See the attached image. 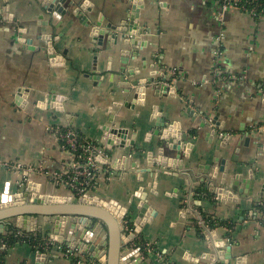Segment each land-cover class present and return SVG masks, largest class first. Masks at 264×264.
Masks as SVG:
<instances>
[{"label":"crops","instance_id":"crops-1","mask_svg":"<svg viewBox=\"0 0 264 264\" xmlns=\"http://www.w3.org/2000/svg\"><path fill=\"white\" fill-rule=\"evenodd\" d=\"M50 2L57 0H0V194L7 184L14 194L32 183L44 195L76 203L47 175L71 161L56 131L73 129L102 149L99 162L112 173L93 196L128 208L134 224L143 216L136 194H148L149 218L135 242L152 264H213L224 254L217 251L223 240L232 246L230 264L238 258L264 264V212L255 209L264 202V15L222 16L218 0H143L138 38L146 45L137 47L130 36L110 41L106 28L128 20L134 0H66L64 15L49 12ZM96 23L107 30L102 45L93 37ZM152 78H166L169 90L142 84V98L133 103V83ZM156 117L180 123L189 151L180 170L158 176L147 158L157 154ZM114 128L127 130L134 145L113 144L107 130ZM222 165L225 184L222 173L212 180ZM251 175L257 183L246 193ZM222 187L223 201L216 194ZM67 249L57 245L48 255L28 244L8 251L0 244V264H99L78 252L67 257Z\"/></svg>","mask_w":264,"mask_h":264},{"label":"water","instance_id":"water-1","mask_svg":"<svg viewBox=\"0 0 264 264\" xmlns=\"http://www.w3.org/2000/svg\"><path fill=\"white\" fill-rule=\"evenodd\" d=\"M65 3L66 0H57V3L50 2L48 11L64 15L63 5ZM142 5L143 0H134L132 15L128 20L123 21L119 27L112 24L106 26L107 30H109L110 41L118 39L120 34L123 39L129 36L132 37L130 41L137 47L146 45L145 42L140 41L138 38L139 35L143 34L138 29L140 6ZM84 19L86 20L87 18ZM100 20L101 17L99 18ZM100 25L95 24L93 37L97 39L99 45H102V40L107 30L103 31ZM52 59L53 62L56 61L54 58ZM93 71L98 78L99 74H97L96 66H94ZM149 83L155 85L158 88L156 91L159 93L160 91L167 92L169 90V87L165 86L167 83L166 78L161 79V81L153 78L147 79L143 83L135 81L133 83V103H139L142 98L143 90L139 86ZM16 101L17 104L21 102V93L16 97ZM133 106V104H126V107ZM156 113L157 109L154 110L153 117ZM156 121L158 129L154 135L159 137L157 154L155 155L153 152L147 153V158L149 165L158 176L159 173L169 174L171 169L180 170L182 156L188 155L189 151L187 149V141L181 137L182 134H178V130L181 128L179 122L170 123L168 120L158 117H156ZM206 123V125L209 124L208 121ZM213 124L219 128V132L224 131L220 123L213 122ZM204 126L205 124L201 125V127ZM107 131L111 133V142L116 146L124 147L128 143L134 145V139L131 142L126 141L127 137H125V134L128 133L127 130L114 128ZM229 137L228 133L223 132L222 139L227 140ZM246 141H250V138H247ZM218 173L223 174L221 182L225 184V165L218 169L216 168L212 175V180H216ZM256 183L257 181L252 176L247 182L249 187L246 193L253 191ZM156 186L157 183L155 182L153 185L154 189L157 188ZM232 188L239 190L241 193L245 192V189L239 188V184H236V182H234ZM226 191L223 187L216 191L218 198L222 201L227 193ZM147 196L148 194L142 190L137 192L136 197L140 199L138 209L143 216L138 222L132 224L128 208L122 207L115 200L106 201L90 193L76 199L77 202L73 203L72 198L42 194L41 185L34 186L32 183H28L26 192L18 190L13 194L7 184L3 193L0 194V235L8 236L12 228L26 234L45 235L53 241L54 245L66 247L73 252L87 256L88 259L93 261L97 260L99 264H152L149 261V255L144 252L143 247L136 245L135 242L137 235L140 234L142 227L149 218V206L145 202ZM261 196L264 197V181L261 185ZM13 203L14 205H12ZM40 216L44 217L42 226L39 224ZM152 216H155V214H152ZM8 220L10 222H7ZM47 224L54 226L53 230L46 231L45 226ZM102 224L103 227L98 232V228ZM103 232L106 233L102 236ZM213 235L215 236V234ZM217 247V251H224V254L219 255L218 258L211 262L213 264H230L231 260H233L232 246L226 248L223 240L217 243ZM45 260V257L41 258L42 262H45ZM237 263L246 264V258H238Z\"/></svg>","mask_w":264,"mask_h":264},{"label":"built area","instance_id":"built-area-1","mask_svg":"<svg viewBox=\"0 0 264 264\" xmlns=\"http://www.w3.org/2000/svg\"><path fill=\"white\" fill-rule=\"evenodd\" d=\"M222 8V16L228 11H237L254 19L264 15V0H218ZM53 132L52 129H50ZM62 141V148L71 155V161L66 169L60 172L47 173L56 184L67 187L76 199L90 194L100 183L106 182L112 176L109 168H103L98 156L102 149L86 140L73 129L57 130ZM13 170H20V164H5ZM264 206V202H259ZM20 236L23 234L20 233ZM6 250L8 247L1 242ZM67 257L72 256L71 250L65 251ZM94 263V262H93Z\"/></svg>","mask_w":264,"mask_h":264},{"label":"trees","instance_id":"trees-1","mask_svg":"<svg viewBox=\"0 0 264 264\" xmlns=\"http://www.w3.org/2000/svg\"><path fill=\"white\" fill-rule=\"evenodd\" d=\"M64 131V129H62ZM66 130V129H65ZM80 136H82L80 133H78ZM83 137V136H82ZM62 143V141H61ZM202 194H206L208 197H211L212 195L209 194L208 191L202 190ZM258 212L262 211L264 212V206H256L255 208ZM219 223V222H218ZM209 225L214 228L216 225L213 220H209ZM219 225L225 226L229 229H231L232 225L226 221L220 222ZM16 230V229H14ZM20 233L23 234V236H20ZM4 243L7 245V251L12 249L14 246L18 244H28L33 248L34 251L50 254V252L56 248V245H54L52 242L43 239V237L40 234H26L22 231L16 230L13 233H10L8 236H2L0 237V244ZM6 254V253H5Z\"/></svg>","mask_w":264,"mask_h":264}]
</instances>
